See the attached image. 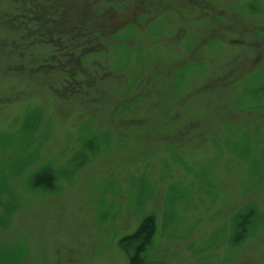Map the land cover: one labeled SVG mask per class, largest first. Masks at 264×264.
<instances>
[{
  "label": "rangeland",
  "instance_id": "rangeland-1",
  "mask_svg": "<svg viewBox=\"0 0 264 264\" xmlns=\"http://www.w3.org/2000/svg\"><path fill=\"white\" fill-rule=\"evenodd\" d=\"M0 264H264V0H0Z\"/></svg>",
  "mask_w": 264,
  "mask_h": 264
},
{
  "label": "trees",
  "instance_id": "trees-1",
  "mask_svg": "<svg viewBox=\"0 0 264 264\" xmlns=\"http://www.w3.org/2000/svg\"><path fill=\"white\" fill-rule=\"evenodd\" d=\"M150 227L151 225H146V224H143L139 230L132 236V237H135L137 235H139V233H143V232H147L148 230H150ZM131 237V238H132ZM140 263H141V260H140Z\"/></svg>",
  "mask_w": 264,
  "mask_h": 264
}]
</instances>
